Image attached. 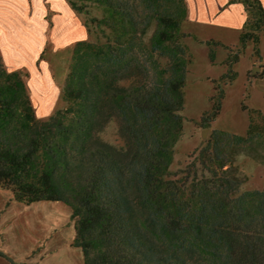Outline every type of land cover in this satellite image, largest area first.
Segmentation results:
<instances>
[{"label": "trees", "instance_id": "obj_1", "mask_svg": "<svg viewBox=\"0 0 264 264\" xmlns=\"http://www.w3.org/2000/svg\"><path fill=\"white\" fill-rule=\"evenodd\" d=\"M67 1L85 14L88 37L72 46L65 105L48 119L0 49V188L26 205H68L85 264H264V189L240 191L234 164L242 152L262 157L264 111L244 100L245 135L215 128L183 176L171 170L193 61L188 0ZM235 2L247 14L240 43L206 42L228 50V71L212 81L202 127L220 115L246 46L262 58L264 3ZM112 120L122 145L101 136Z\"/></svg>", "mask_w": 264, "mask_h": 264}, {"label": "rangeland", "instance_id": "obj_2", "mask_svg": "<svg viewBox=\"0 0 264 264\" xmlns=\"http://www.w3.org/2000/svg\"><path fill=\"white\" fill-rule=\"evenodd\" d=\"M94 13L99 14L97 10H94ZM0 20L22 23V26L33 25V23L46 26L45 51L41 53L42 55L33 67L20 70L23 71L27 80L38 117L48 119L57 108L65 105L62 99L63 86L69 71L71 49L76 41L88 37L84 21L86 16L74 11L67 0H0ZM189 28L197 32H205L203 25L197 22L183 23V29ZM206 42L202 45L196 38L189 37L185 42L192 54L193 61L189 67L188 80H186L185 107L181 112L184 116L183 133L175 144V156L171 165L172 172L178 173L174 177L183 176L179 172L193 161L195 150L203 146L213 129L219 128V130L235 132L239 135L247 133L250 116L248 111L242 107L244 100L247 105L252 107L255 106L254 103L258 105L264 103V99L262 96L259 97L256 89L247 87L250 97L246 91H242V81L238 80L226 91L220 115L212 122L211 126L202 127L198 123L203 113L212 108L211 97L217 92L208 76L221 71L222 65L217 63V53L219 49H225L221 45H208ZM211 50L215 53V62L210 57ZM257 76L262 78L264 69ZM258 84L256 86L260 85ZM261 84L264 85V81ZM101 136L109 143L122 145L114 120L109 123ZM234 164L243 180L240 191L253 188L264 189V153L261 158L256 159V157L242 152L235 158ZM7 192L11 193L9 190ZM51 207L59 209L54 216L59 223L52 229V235H57L60 240L70 241L72 235L75 237L76 230L72 209L63 202ZM47 237H42V240L45 241ZM80 249L78 247L77 250L81 253Z\"/></svg>", "mask_w": 264, "mask_h": 264}, {"label": "crops", "instance_id": "obj_3", "mask_svg": "<svg viewBox=\"0 0 264 264\" xmlns=\"http://www.w3.org/2000/svg\"><path fill=\"white\" fill-rule=\"evenodd\" d=\"M188 2L187 21L197 22L205 28V32H197L191 28L183 29L192 35L189 38H196L202 45L211 39L220 40L227 46H237L240 43V35L247 19L241 2L230 5H227L229 0ZM262 2L264 3V0ZM33 25L22 26V23L0 20V49L3 60L10 70L33 67L41 53L45 51L46 26L34 23ZM260 49L262 58L259 59L254 55L253 43L246 46L239 60L232 64L231 68L236 72V76L226 84L225 92L239 80L242 81V91H246L249 97L248 86L256 89L259 97L262 96L264 99V85L261 84L264 76L259 78L256 71H253L255 65L260 67L259 74L264 69V36ZM227 57L228 50H218L217 63H221L222 69L208 76L211 82L228 71V66L224 64ZM257 84L259 86H256ZM253 105L264 111L263 102L262 105L257 103ZM60 203L61 201L42 200L26 205L14 200L12 193L0 188V264H85L82 251L80 253L78 247L74 245V235L70 241H63L57 235H52V229L59 223L54 218L59 209L51 206ZM48 235L50 236L47 237ZM42 237L47 238L44 241Z\"/></svg>", "mask_w": 264, "mask_h": 264}, {"label": "water", "instance_id": "obj_4", "mask_svg": "<svg viewBox=\"0 0 264 264\" xmlns=\"http://www.w3.org/2000/svg\"><path fill=\"white\" fill-rule=\"evenodd\" d=\"M257 70H260V67L257 66V65H255V66L253 67V71L255 72V71H257ZM205 131H206V130H205Z\"/></svg>", "mask_w": 264, "mask_h": 264}]
</instances>
